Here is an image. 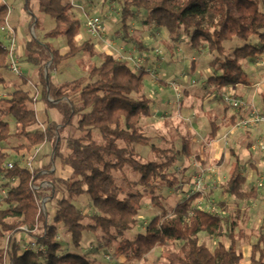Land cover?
<instances>
[{
    "label": "trees",
    "instance_id": "1",
    "mask_svg": "<svg viewBox=\"0 0 264 264\" xmlns=\"http://www.w3.org/2000/svg\"><path fill=\"white\" fill-rule=\"evenodd\" d=\"M120 23L124 37L128 36L129 22L135 13L145 14L144 26L164 28L171 40L184 37L191 50L205 49L211 57V73L206 79L205 90L217 94L223 102L222 90L227 86L248 85L242 60H254L264 53V0H121ZM29 0L25 9L30 10ZM37 12L53 19L54 27L43 34V40L64 38L67 52L60 54L48 42L30 37L23 45L20 62L36 71V87L40 100L53 108L60 117L59 123L47 122L39 127L25 78L20 87L0 98V144L10 138L24 141L16 150L30 152L43 144H50L52 165L69 169L67 178L46 169L29 171L14 163L5 166L6 153L0 151V175L3 177L5 207L0 205V237L12 238L18 232L30 237L33 248L19 251L11 239L8 250L0 248V264H99L79 253H60L58 229L69 237V244L77 249L86 233L98 238L103 246L113 248L117 260L141 262L149 248L173 247L165 254L164 264H241L242 255L237 242L247 240L238 223L194 208L201 197L193 194L177 202L171 209L163 207L157 193L161 185L169 189L181 183L170 169L178 156L192 157V139L185 136L181 149L163 148L151 143L144 134L141 122L151 117L152 100L144 92V71L136 73L129 63L110 54H99L89 41L78 43L76 36L80 20L72 13V5L64 0H37ZM8 14L7 6L0 4V26ZM30 23L38 24L35 16ZM252 38L257 43H251ZM241 41L232 49L225 44ZM139 52L147 48L134 40ZM78 54L89 59L100 58L98 65L89 64L87 83L71 80L60 84L53 82L52 72L64 61ZM48 80H45V66ZM8 55L0 43L1 75L8 69ZM194 68H192L193 70ZM204 92L203 98L207 92ZM209 92V93H210ZM264 108V92L259 94ZM224 103V102H223ZM225 104V103H224ZM224 111L229 106L225 104ZM235 116L230 117L234 123ZM8 119V120H7ZM13 124V131L9 122ZM59 125V126H58ZM208 141L216 138L219 125L210 123ZM73 130V136L65 134ZM64 143L63 150L61 144ZM136 147L149 148L151 159L142 160ZM128 170L134 179L123 172ZM238 156L230 166L229 177L222 185L228 197L238 201H256L261 190L253 185L244 190L245 178L241 173ZM40 183L48 186L44 197L46 204H53V212L37 204ZM87 197L91 213H82L74 204L80 197ZM160 212L146 226L143 233L128 238L127 233L137 223L143 200ZM225 211V204L220 203ZM237 211V217H238ZM264 219V197L263 209ZM237 230V231H236ZM223 239L211 251L202 245L198 235ZM248 264H264V233L258 234L250 248Z\"/></svg>",
    "mask_w": 264,
    "mask_h": 264
},
{
    "label": "rangeland",
    "instance_id": "2",
    "mask_svg": "<svg viewBox=\"0 0 264 264\" xmlns=\"http://www.w3.org/2000/svg\"><path fill=\"white\" fill-rule=\"evenodd\" d=\"M36 1L30 0L28 5L31 12L34 11V14L38 13L35 6ZM64 1L71 3L72 13L80 20V29L77 35V38L80 39L78 40L92 43L91 41L94 37L88 35L84 23L86 18L98 17L103 21L105 26V34L100 40L101 42L97 41L100 42V52H102L101 48H103L105 54L113 51V48L110 49V47L106 46V43H110L111 47L113 46L114 49L116 48L118 50L121 46L120 43H122L124 46L123 54L142 57V65L136 73L141 71L145 72L143 77L144 92L150 99H154L151 103V109L159 108L160 113L158 116H155L151 112V116H154L143 120L140 124L144 134L151 138V143L163 148L172 147L175 150H180L183 137L190 136L192 139V157L186 158L183 155H179L178 162L170 169V172L175 173L181 183L172 189L164 185L159 187L157 193L161 197L163 207L169 210L177 202L190 196L193 193L194 178H196L199 174V169H201L204 172V197L202 200L195 201L193 207L213 215H219L220 217L230 216V219L237 221V230H241L248 238L247 240L237 242V250L242 255L241 264H248L251 246L256 242L258 234L261 232L264 233V219L262 214L264 197V125L247 128L240 127L237 129L231 127L238 120L246 119L250 115L251 104L245 101L246 106L238 110H232L229 107L224 111L226 105L223 102L217 101V94H212L210 89L205 90L206 79L211 73V69L209 68L211 57L207 51L205 49L200 51L191 50L186 44L187 40L184 37L178 41L169 39L167 31L164 28L144 26L145 14L143 12L138 11L135 13L129 22L128 36L124 37L120 29L119 14L121 0ZM25 5L26 0H17L16 4H9L13 10H11L9 15L7 14V22L12 27L13 25L19 27L20 31L26 34L28 38L34 37L39 39L38 36L42 30L49 31L54 27V21L48 16L41 14L42 19L36 16L39 22L36 27L31 29L34 23H30L31 19L25 9ZM95 39L94 44H96ZM39 40L43 39L40 38ZM134 40L140 41L147 48L146 53L138 51ZM234 41L232 43H226L225 48L232 49L236 44H241L240 40L235 39ZM115 42L116 45L114 46L112 43ZM0 43L3 46H7L6 37L1 31ZM251 43L256 44L257 39L252 38ZM54 46L59 51L62 48L64 52L67 50L65 39L62 37L58 38L57 42H54ZM132 50H135L136 53ZM263 60L264 53L254 60L245 59L241 63H243V67L246 65L247 68L248 65L255 73H258ZM100 62V58L89 59L86 55L78 54L74 58L64 60L51 75L53 80L56 78L61 81L82 80L85 84L88 82L86 71L89 64L98 65ZM192 68L194 69L192 70ZM20 69L22 71L21 77L15 76L9 69L1 73L7 81L8 89H14L15 84L20 82V78L27 76V78L31 79L32 74L35 73V69L32 66L21 62ZM172 85L177 87L181 94L178 103L174 101ZM205 91L207 93L203 98ZM37 94L38 91L32 95L34 98L33 109L37 122L44 123L43 127L39 126L43 129L47 122H54L57 117L60 121V117L53 108L40 100ZM221 96L223 95L221 94ZM233 97L240 98L235 95ZM257 97L255 96L257 101L255 105L260 106ZM205 109H209V112L206 113ZM260 112L263 111L261 110ZM232 115L235 116L234 123L230 121ZM225 119L229 121L228 125L222 122ZM211 121L221 124L223 128L219 132V137L215 142L208 141ZM9 122L11 130L13 131V124L10 119ZM187 125H192L196 131L193 129L195 132L192 131L190 132L191 134H187ZM70 133L73 136L77 135L75 131L69 130L65 136H68ZM224 135L226 136L225 139H223ZM23 142L22 140L10 138L8 142L0 144V151H3L7 155L5 166L9 163H18L29 171L50 167L51 171H56L57 176L62 178L68 177L69 169L61 168L58 163L55 166L52 165L53 149L50 144L43 149L36 147L30 152L17 151V145ZM63 148L64 143L62 142L61 149L63 150ZM136 150L142 160L151 159L148 147H136ZM63 152L65 151L63 150ZM234 155L238 156L240 160L241 173L246 180L244 190H249L253 185H256L261 190V195L258 200L243 202L228 197L223 193L222 185L229 177V170L234 161ZM27 163H30V166H27ZM194 164L199 169L194 167ZM208 169H210V172H208ZM123 174L128 179H134L128 170H125ZM4 183L5 181L0 175V205L2 207L6 206L3 200L4 194L2 193L5 192ZM47 186V183H40L38 191L43 192L42 190ZM45 192L40 194L38 203L43 210H48L51 214L53 212V204H46L47 198L44 196L48 194ZM220 203L225 204V211L221 208ZM74 204L82 213H91V206L87 197L83 196L76 199ZM237 211L239 212L238 217ZM159 213L158 209L153 207L149 200L145 198L137 215L136 226L127 233V237L133 238L138 233H143L146 226ZM11 239L16 241V246L19 251H24L31 247L30 237L24 232H18L10 239L0 237V248L4 250L10 249ZM198 239L202 245L211 251L216 247L218 241L223 242V239L207 237L204 233H200ZM57 240L61 246L60 253H79L99 264H164L165 254L168 251L176 250L179 246L175 244L173 247L149 248L144 260L136 262L133 260L126 261L124 257L116 260L113 256V248L111 246H103L99 238L97 240L96 237L88 233L85 234L81 246L77 249L70 246L69 237L64 234L61 228L58 229Z\"/></svg>",
    "mask_w": 264,
    "mask_h": 264
},
{
    "label": "built area",
    "instance_id": "3",
    "mask_svg": "<svg viewBox=\"0 0 264 264\" xmlns=\"http://www.w3.org/2000/svg\"><path fill=\"white\" fill-rule=\"evenodd\" d=\"M0 4L6 5L5 0H0ZM7 6V5H6ZM8 15L11 12V8L7 6ZM85 30L88 33L89 36L102 39L105 34V26L103 21L98 17H91L86 18L85 20ZM0 31L4 33L7 41V46H3V49L7 52L8 55V69L11 73H13L17 77H21L22 71L20 69V55L16 51V33L15 29L9 25L7 22V17L4 21V23L0 26ZM105 42V41H103ZM106 43V42H105ZM106 46H108V43H106ZM116 57L119 60H125L129 63L130 67L134 72H137V70L140 69L143 59L142 57H133V55L128 54H120L116 53ZM262 65H264V60L261 62ZM172 91L174 92V101L178 103L181 98V94L179 92V89L175 87L174 85L171 86ZM223 102L227 104L232 110H238L244 106H246V102L242 98H234L232 95L226 94L223 95ZM250 115L246 119L238 120V122L235 123V125H232L231 128H240V127H254L259 125H264V111L260 112L257 109H255L252 105ZM152 112L155 114V116H158L159 110L157 108L153 109ZM154 116V115H153ZM152 116V117H153ZM223 123L225 125L229 124V121L227 119L223 120ZM226 136L224 135L223 139H225ZM13 164L9 163L6 165L7 168H11ZM27 166H30V163H27ZM194 167H197L196 164H194ZM199 169V167H197ZM208 172H210V169H208ZM203 171L199 169V174L194 178L193 181V187H192V194H199L200 199L202 200L204 197L203 193ZM5 196V192H2ZM189 197V196H188ZM37 204L39 205L38 201ZM40 206V205H39ZM33 248L34 245L30 244Z\"/></svg>",
    "mask_w": 264,
    "mask_h": 264
},
{
    "label": "crops",
    "instance_id": "4",
    "mask_svg": "<svg viewBox=\"0 0 264 264\" xmlns=\"http://www.w3.org/2000/svg\"><path fill=\"white\" fill-rule=\"evenodd\" d=\"M5 2H6V5L8 6V7H10L9 6V4H16L17 3V0H5ZM29 2H30V0H29ZM28 5H29V3H28ZM35 6H36V11H37V1H36V4H35ZM12 10H13V8H12V6L10 7ZM81 10V9H80ZM79 11V10H78ZM27 13H28V15L30 16V19L32 18V16H35V21L37 20L38 21V19H37V17H39V18H41L42 16H41V14H39V13H35L34 14V11L33 12H31V10H28L27 11ZM37 16V17H36ZM42 19V18H41ZM26 21H28V20H26ZM39 22V21H38ZM12 27V26H11ZM13 28L16 30V51L19 53V55H20V57H22L23 56V45H24V43L29 39L28 37H27V35L26 34H23L21 31H20V28L19 27H15L14 25H13ZM34 28V26H32L31 27V29H33ZM47 31H45V30H42L40 33V35L38 36L39 37V39L41 38V39H43V34L44 33H46ZM91 37V36H90ZM78 39H80V38H77V36H76V41L78 42V43H81L82 41H80V40H78ZM93 40L91 41L92 42V44L94 45V48L96 49V51L99 53V54H105V52L103 51V48H101V51L102 52H100V49H99V47H100V45H99V43L101 42L100 41V39H95V38H92ZM94 39H95V42H96V44H94ZM57 40L58 39H56V40H49V39H47V40H41V41H43V42H48L49 44H51L55 49H57V47H55L54 46V42H57ZM97 41H100V42H97ZM232 42H235V41H232ZM232 42H230V43H232ZM118 43V42H117ZM114 46L116 45V42L115 43H112ZM120 47H119V50L118 49H114V47L112 46L111 47V44L110 43H108V47H110V49L111 48H113V51L112 52H109V53H106V54H110V55H113V56H116V53H120V54H123V50H124V46H123V44L122 43H120ZM237 45H241V44H236V46ZM66 49H67V47H66ZM105 49V48H104ZM58 50V49H57ZM59 51V50H58ZM134 53H136L135 52V50H132ZM60 52V54H65L66 52H67V50L64 52V49L62 48L61 49V51H59ZM146 53V52H145ZM144 54V53H143ZM125 55V54H124ZM146 55V54H145ZM243 64V63H242ZM246 64V63H245ZM242 68H243V70H244V72H245V75H246V79H247V81H248V85L247 86H245V85H235V86H232V85H230V86H227V87H225L223 90H222V92H221V94L222 95H226V94H229V95H232V96H237V97H240V98H242L244 101H247V102H249V104H251L255 109H258L259 111H264V108H263V106L261 105V102H260V96H259V94L261 93V92H264V71H262L263 69H264V65H261L259 68V72L258 73H255L254 71H253V69L252 68H249V66L247 65V68H246V65H245V67H243L242 66ZM25 76V75H24ZM3 77V76H2ZM54 77H55V75H54ZM26 78V81H27V85L25 86V88H27V90H28V92H29V94H30V96H32L33 95V93L35 94V92L37 93V91H38V89H37V87H36V78H37V75H36V71H35V73L34 74H32V77H31V79L30 78H27V76L25 77ZM3 79H4V81H5V85L4 86H2V85H0V98H7L8 96L7 95H9L10 93H12L14 90H16V89H18L19 87H20V82H18V83H16L15 84V88L14 89H8L9 87H8V85H7V81L5 80V78L3 77ZM158 79V78H157ZM66 81H68V80H63V81H61V80H59L58 78H56V79H54L53 80V82L54 83H56V84H60V83H63V82H66ZM69 81H71V80H69ZM33 90V91H32ZM35 91V92H34ZM38 95V94H37ZM255 96H258L257 97V99L259 100L258 101V103L260 104V106H258V105H255L256 104V99H255ZM152 98V97H151ZM151 100H154L153 98L151 99ZM153 102V101H152ZM157 105V104H156ZM166 108V107H165ZM164 108V109H165ZM155 109V108H154ZM157 109H159V108H157ZM153 110V109H152ZM152 112V111H151ZM205 112L207 113V112H209V109H205ZM152 117V116H151ZM8 120V119H7ZM58 121H59V118L57 117V119L56 120H54V122L55 123H58ZM223 122V121H222ZM38 124H39V126L40 127H43V124L44 123H41V122H38ZM180 124V123H179ZM219 125V130H218V132H217V136H216V138L214 139V140H212V142L214 141L215 142V140H217V138L219 137V132H221L222 131V125L221 124H218ZM59 126V125H58ZM195 127V126H194ZM196 131V129L195 128H193V126L192 125H187V134H189L190 132H195L194 130ZM191 134V133H190ZM48 146V144L46 143V144H43V145H41V146H39V148H46ZM211 154V153H210ZM118 260H120V258L118 259Z\"/></svg>",
    "mask_w": 264,
    "mask_h": 264
},
{
    "label": "water",
    "instance_id": "5",
    "mask_svg": "<svg viewBox=\"0 0 264 264\" xmlns=\"http://www.w3.org/2000/svg\"><path fill=\"white\" fill-rule=\"evenodd\" d=\"M50 65V62L46 64L45 66V80L47 81L48 80V75H47V69H48V66Z\"/></svg>",
    "mask_w": 264,
    "mask_h": 264
}]
</instances>
